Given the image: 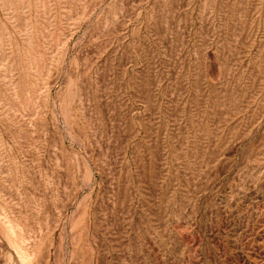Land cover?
Listing matches in <instances>:
<instances>
[{"label":"rangeland","instance_id":"obj_1","mask_svg":"<svg viewBox=\"0 0 264 264\" xmlns=\"http://www.w3.org/2000/svg\"><path fill=\"white\" fill-rule=\"evenodd\" d=\"M0 264H264V0H0Z\"/></svg>","mask_w":264,"mask_h":264}]
</instances>
